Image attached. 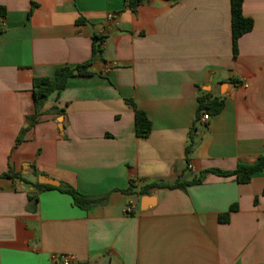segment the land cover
I'll list each match as a JSON object with an SVG mask.
<instances>
[{"label": "crops", "instance_id": "1", "mask_svg": "<svg viewBox=\"0 0 264 264\" xmlns=\"http://www.w3.org/2000/svg\"><path fill=\"white\" fill-rule=\"evenodd\" d=\"M0 7V174L23 177H0V264H62L53 260L60 254L76 256L72 264H264V170L247 184L207 173L185 188L153 187L264 156V0H244L254 27L237 56L231 0ZM95 35L105 37L103 59L52 94L30 127L34 78L88 61ZM204 93L225 100L207 123L197 119ZM128 99L152 122L146 138L136 135ZM41 177L102 200L81 209L45 190L34 209L28 194Z\"/></svg>", "mask_w": 264, "mask_h": 264}, {"label": "trees", "instance_id": "2", "mask_svg": "<svg viewBox=\"0 0 264 264\" xmlns=\"http://www.w3.org/2000/svg\"><path fill=\"white\" fill-rule=\"evenodd\" d=\"M127 6L131 9H136L137 6L143 3L144 0H126ZM243 3L244 0H231V14H232V42H233V53L235 56L238 55V43L239 39L246 33L253 30L254 22L251 18H247L243 14ZM5 9L0 7V16L5 14ZM32 13V9L30 11ZM77 23H83L82 19H78ZM104 36L95 35L93 37L92 43V56L91 58L81 64L74 67L62 66L57 68L54 77H38L33 80V97L35 112L32 116H29L30 127L34 126L39 122L40 118L43 116V107L46 101L52 94L59 95L67 86L68 81L74 77H85L92 74L91 68L97 60L103 59L104 54ZM127 104L132 107L135 111V131L136 135L140 138L148 137L153 129L151 120L149 119L146 112L140 110L133 100H126ZM225 106V100L220 97H213L208 93H204L198 98V110L197 119L201 118L203 113H208L211 117L219 115ZM196 128H193V130ZM26 130H24L21 135L17 138L15 142V147L19 146L24 141V135ZM192 135V134H191ZM194 144L191 143L186 149L187 165L190 162L189 156L192 154ZM264 170V156L260 157L254 164H239L238 167L233 171H224L220 169H213L210 171L203 172L202 176L188 183L177 182L174 185H169L166 183H159L153 187L157 188H185L188 185L199 184L203 181L204 176L207 173H214L216 175L231 177L235 176L237 182L240 184H247L251 181L253 175L257 172ZM0 177L13 178V179H23L22 175L13 172L12 168L6 173L0 174ZM26 182V181H25ZM35 191L29 192V200L33 202L34 209L38 203V194L45 190H58L60 192L69 194L73 198L74 205L81 208L87 209L91 205L99 203L102 198L91 197L82 194L75 187L67 184L61 183L60 186L44 185L38 182L33 184ZM146 189L143 190L145 192ZM132 188H129L125 193H132ZM234 209V208H233ZM231 209V211H233ZM220 221L222 223H227L229 221V213L220 216Z\"/></svg>", "mask_w": 264, "mask_h": 264}, {"label": "built area", "instance_id": "3", "mask_svg": "<svg viewBox=\"0 0 264 264\" xmlns=\"http://www.w3.org/2000/svg\"><path fill=\"white\" fill-rule=\"evenodd\" d=\"M106 72H109L110 71V68H106V70H105ZM211 116L208 114V113H203L202 115H201V118H200V121L202 122V123H207L208 121H210L211 120ZM192 167L191 166H189V169H191ZM134 211H135V204H134V202H130L128 205H127V207H126V213L128 214V215H131V214H133L134 213ZM53 260L55 261V262H60V263H62V264H72L73 262H75L76 261V256H74V255H67V254H60V255H55L54 257H53Z\"/></svg>", "mask_w": 264, "mask_h": 264}, {"label": "water", "instance_id": "4", "mask_svg": "<svg viewBox=\"0 0 264 264\" xmlns=\"http://www.w3.org/2000/svg\"><path fill=\"white\" fill-rule=\"evenodd\" d=\"M40 183L44 184V185L60 186L59 182H57L55 180L47 179L45 177L40 178Z\"/></svg>", "mask_w": 264, "mask_h": 264}]
</instances>
